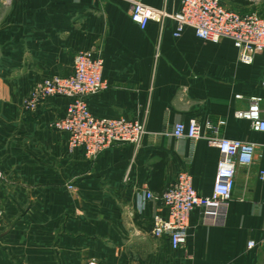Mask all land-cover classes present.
<instances>
[{"label": "crops", "instance_id": "1", "mask_svg": "<svg viewBox=\"0 0 264 264\" xmlns=\"http://www.w3.org/2000/svg\"><path fill=\"white\" fill-rule=\"evenodd\" d=\"M142 1L172 14L182 4ZM129 9V0H0V264H264V249L248 248L264 234V133L235 116L251 96L264 98V55L244 65L231 40L211 44L191 28L176 38L172 19L142 30ZM92 48L108 84L87 98L92 115L138 120L147 132L139 148L117 144L95 161L71 153L52 127L70 99L22 109L38 82L71 75ZM191 121L203 138L176 139L175 124ZM207 121H225L219 136L255 144L257 156L238 166L223 223L195 210L186 245L174 250L152 235L165 211L146 193L162 194L188 171L198 194H212L220 152L205 138Z\"/></svg>", "mask_w": 264, "mask_h": 264}, {"label": "built area", "instance_id": "2", "mask_svg": "<svg viewBox=\"0 0 264 264\" xmlns=\"http://www.w3.org/2000/svg\"><path fill=\"white\" fill-rule=\"evenodd\" d=\"M129 3L131 20L142 30L150 22L162 26L167 19H172L176 22L174 37H181L186 28H191L197 38L211 44H219L223 39L231 40L244 65H252L256 56L264 55V16L258 13H241L223 0H182L180 11L173 14L165 8L150 7L142 0H129ZM103 71L102 52L92 48L76 57L71 75L38 82L22 104L23 111L34 113L51 98L70 99L66 115L57 119L52 127L68 135L71 153L81 150L92 161L117 144L129 143L139 148L147 133L145 123L138 120L96 118L92 115L87 98L107 89ZM261 85L264 88V76ZM236 98L243 99L240 95ZM235 116L248 121L252 131L264 133V98L251 96L248 106L237 111ZM225 125V121H207L205 124L212 134L205 138L220 152L211 195L197 193L188 171L180 172L162 194L146 193L147 200L157 202L165 211V214L153 217L152 235L156 239H167L174 250L186 245L190 217L195 210L200 211L206 223H223L226 208L233 197L238 166H249L256 159L255 144L219 136ZM202 130L199 122L191 121L175 124L172 133L176 139H188L194 144L203 138ZM259 178L264 181V171L260 172ZM3 221L4 211L0 207V230ZM256 247L264 249V234L260 241L249 242V249Z\"/></svg>", "mask_w": 264, "mask_h": 264}, {"label": "rangeland", "instance_id": "3", "mask_svg": "<svg viewBox=\"0 0 264 264\" xmlns=\"http://www.w3.org/2000/svg\"><path fill=\"white\" fill-rule=\"evenodd\" d=\"M252 3L248 7L233 6L228 4L230 7L240 10L241 13H251L255 12L264 16V0H250ZM228 43L221 45V47L227 48Z\"/></svg>", "mask_w": 264, "mask_h": 264}, {"label": "trees", "instance_id": "4", "mask_svg": "<svg viewBox=\"0 0 264 264\" xmlns=\"http://www.w3.org/2000/svg\"><path fill=\"white\" fill-rule=\"evenodd\" d=\"M228 4L229 1L233 6L248 7L252 2L250 0H223Z\"/></svg>", "mask_w": 264, "mask_h": 264}]
</instances>
